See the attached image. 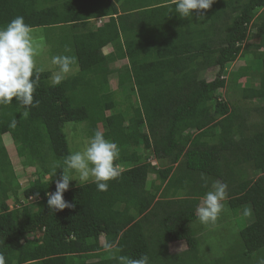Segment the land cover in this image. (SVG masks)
<instances>
[{"label":"trees","instance_id":"1","mask_svg":"<svg viewBox=\"0 0 264 264\" xmlns=\"http://www.w3.org/2000/svg\"><path fill=\"white\" fill-rule=\"evenodd\" d=\"M192 12L181 17L173 0H0V26L22 16L32 28L69 34L74 23L106 18L105 27L72 36L75 74L51 86V72H41L37 107L25 116L15 97L0 106V253L6 264H119L122 255H147L150 264H202L191 223L216 181L228 186V209L248 205L253 219L238 230L241 254L210 264L264 262V125L252 128L247 109L216 93L226 85L223 73L234 55L250 52L245 43L254 27L259 40L251 55L258 66L234 69L228 81L239 87L241 99L261 101L264 114V0H215L200 10L204 16ZM108 44L113 51L105 55ZM119 59L127 64L112 89L107 66ZM211 67L217 68L214 78L201 77ZM252 75L257 85L236 84ZM122 86L136 93L130 114L114 111L112 95ZM85 121L105 128V137L120 148L114 163L127 168L108 181L107 191L92 181L69 187L63 197L75 207L53 212L45 193L55 191L58 175L49 182L36 178L20 191L1 134L10 135L24 161L42 157L50 173L70 154L63 124ZM62 171L58 167L56 174ZM9 195L16 201L21 196L19 208H9ZM32 196L37 202L31 210L23 201ZM106 240L110 251L103 248ZM177 241L187 247L171 253L169 244Z\"/></svg>","mask_w":264,"mask_h":264},{"label":"clouds","instance_id":"2","mask_svg":"<svg viewBox=\"0 0 264 264\" xmlns=\"http://www.w3.org/2000/svg\"><path fill=\"white\" fill-rule=\"evenodd\" d=\"M175 11L181 17H192V10H197L198 17L204 16L200 10L209 9L215 0H173ZM31 25L26 24L22 16H17L6 25L0 26V106L12 104L13 97L25 109L24 115L31 108L39 105L34 99V93L40 84V74L44 69L38 68L36 58L42 50L37 43ZM70 49H65L69 52ZM77 64L74 55H53L48 71L52 72L50 85L57 86L69 74L74 73ZM55 66V71L52 67ZM15 120L12 125L15 126ZM120 148L116 142L105 137L103 131L96 130L88 139L82 150L68 154L63 164L54 162L48 176V182L54 177L58 167L63 169L60 178L55 180V191L46 192L47 205L53 212L65 208H74L75 205L66 201L63 193L69 189L70 181L76 180L79 186L90 180L99 191L108 190V181L117 179L121 170L114 162L119 159ZM155 161V159H150ZM66 166V167H65ZM77 173L76 177L69 171ZM207 185V180L202 177ZM227 184L215 182L212 190L207 191L202 203L197 207L196 214L202 224H215L224 210V201L227 197ZM38 196V193L36 194ZM106 251H110L112 243L107 240L103 244ZM119 264H150L147 255L132 259L126 256L118 257ZM0 264H6L5 256L0 253ZM264 264V262H262Z\"/></svg>","mask_w":264,"mask_h":264},{"label":"rangeland","instance_id":"3","mask_svg":"<svg viewBox=\"0 0 264 264\" xmlns=\"http://www.w3.org/2000/svg\"><path fill=\"white\" fill-rule=\"evenodd\" d=\"M33 30H34L33 34L36 42L42 45V50L36 58V63L38 68L44 69L43 71H47L48 68L50 67V60L53 55H60V54L72 55L74 51L73 37L67 32L65 33L63 32V34H65L66 36L62 37L61 30L59 27H53L52 29L37 27V28H33ZM255 35H256V30L254 27H251L249 32L250 37L248 41L245 43V46L249 45L248 50L250 52L246 55H242L240 53L234 55L232 62L227 65L226 71L223 73V77L226 78L227 80L226 85L225 87L217 90L216 92L217 95L221 98V100H226L231 105L233 103V105L237 104L247 109L248 115L246 122L252 128H254L255 125L259 127L260 125H264V114L260 111L261 101L259 100L249 101V100L241 99L239 95V89H238L239 87L233 86L232 82L230 80L228 81V75L230 71L242 66H250L252 68L251 70H255V68L258 66V61L254 62L251 55V51L255 49L256 47L255 44H257L259 40L258 37H255ZM65 49H70V51L65 52ZM51 67H52V71H55V66H51ZM77 70H78V66L76 64L74 66L73 74H75ZM216 72H217V68L211 67L201 72L200 75L201 77H204V79L206 80H212ZM73 74H69L68 76H71ZM252 76L244 77L241 80H239L238 83L236 84H239L241 87L247 86L249 84L257 85L258 79L254 78L255 75ZM108 77L110 78V82L114 84L116 73L115 72L108 73ZM129 94L130 97L128 98ZM112 97H113V101L116 104L114 108V111L116 112L119 111L124 114L127 113L130 114L128 105L134 106L136 104V93L134 91L131 93L130 90H127V88L123 86L119 90L114 91ZM96 130H100L104 132L105 128L101 126V124H98L94 129H92L91 124L86 121L83 123L65 122L63 124V132L65 133L66 136L69 153L82 150L85 147L88 139L94 134ZM1 136L3 143L7 149L8 155L10 157L13 171L19 183L20 191L26 188L28 184L31 181L35 180L36 178H39L41 181H48V176L50 173L46 172L43 169V162L41 161L42 157L40 158L38 156L31 161H24V159H21L20 157L17 156L10 135L6 132L1 134ZM207 141L208 144L213 143V140L211 138L207 139ZM49 153L52 154L51 151H49ZM47 159L49 160L48 162L51 161V157L49 155L47 156ZM118 166L120 170L127 168V164H118ZM243 167L249 175H253L252 169L248 164L243 165ZM69 174L72 175L73 177L77 176V173L71 170L69 171ZM56 176L57 179L60 178V175L55 173L54 177ZM151 178H154V175H150L149 180H152ZM78 183L80 182H77L76 180H71L69 187L75 186ZM209 190H212V188ZM14 199L15 198H13V195L8 196L7 203L10 209L19 208L20 206L18 201H20L21 196H19L17 201L16 199L15 200ZM36 202H37V198L34 196L27 199V201H23V203H25V205H27L31 210L34 209ZM224 204H225L224 210L219 215L215 224H207V225L202 224L198 218L191 223V228L195 231L197 237L200 240L199 256L201 259L200 262L202 264H210L211 262L214 263L215 259L218 260L222 259L223 261H227L228 259L223 256L225 254H230L229 256L230 258L234 257L235 253L236 254L238 253V250H239L238 254H241L242 244L238 237V230L243 228L245 225H248L252 221L253 217L250 207L248 205H243L241 209L233 212L232 210L228 209L226 200L224 201ZM241 211H245V213L241 214ZM39 238H40L39 236L36 237L37 240H39ZM101 241L103 240L101 239ZM186 247L187 245L185 244L184 241H178L176 243L169 244V251L171 253H176L185 250ZM256 256L254 255V257L259 261L260 257H256ZM252 264H257V262L253 261Z\"/></svg>","mask_w":264,"mask_h":264},{"label":"crops","instance_id":"4","mask_svg":"<svg viewBox=\"0 0 264 264\" xmlns=\"http://www.w3.org/2000/svg\"><path fill=\"white\" fill-rule=\"evenodd\" d=\"M106 23V18H97V19H92L90 20L85 26H80V25H77L76 23H74L73 25H71L72 27L70 26H66V29L67 30H71L72 29H75V31L73 33H69L71 36L74 35V33L76 34H80V32H88V31H92V30H98L100 28H102L104 26V24ZM105 27V26H104ZM61 34H63V32L61 31ZM68 36V35H67ZM113 51V48L110 44L104 46L102 48V53L103 54H109ZM125 60V61H124ZM127 63V60L126 59H119V60H114V61H111L109 64H108V68H107V74L108 73H112V72H115L116 73V78H117V73L123 68V66ZM116 78H115V82H116ZM108 80H109V83L111 85V88H115V82L114 84H112L110 82V78L108 77ZM153 175V174H152ZM202 199L200 200V204L202 203ZM199 204V205H200ZM178 242V241H177ZM173 243H176V242H173Z\"/></svg>","mask_w":264,"mask_h":264},{"label":"built area","instance_id":"5","mask_svg":"<svg viewBox=\"0 0 264 264\" xmlns=\"http://www.w3.org/2000/svg\"><path fill=\"white\" fill-rule=\"evenodd\" d=\"M149 161H150V163H151L152 165L155 164V161H153V160H149Z\"/></svg>","mask_w":264,"mask_h":264}]
</instances>
